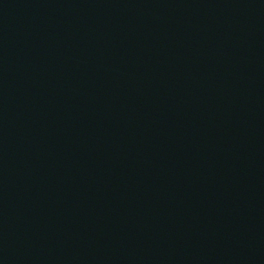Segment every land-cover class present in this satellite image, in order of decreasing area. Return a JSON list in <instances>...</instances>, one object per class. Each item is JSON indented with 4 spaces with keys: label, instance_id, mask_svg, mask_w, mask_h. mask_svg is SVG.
I'll return each instance as SVG.
<instances>
[{
    "label": "water",
    "instance_id": "obj_1",
    "mask_svg": "<svg viewBox=\"0 0 264 264\" xmlns=\"http://www.w3.org/2000/svg\"><path fill=\"white\" fill-rule=\"evenodd\" d=\"M0 264H264V0H0Z\"/></svg>",
    "mask_w": 264,
    "mask_h": 264
}]
</instances>
